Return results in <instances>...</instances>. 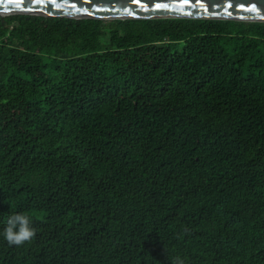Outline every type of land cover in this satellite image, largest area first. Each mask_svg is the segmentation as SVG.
<instances>
[{
	"label": "trees",
	"instance_id": "16d2710c",
	"mask_svg": "<svg viewBox=\"0 0 264 264\" xmlns=\"http://www.w3.org/2000/svg\"><path fill=\"white\" fill-rule=\"evenodd\" d=\"M14 213L0 264H264V22L0 17Z\"/></svg>",
	"mask_w": 264,
	"mask_h": 264
},
{
	"label": "water",
	"instance_id": "95a60500",
	"mask_svg": "<svg viewBox=\"0 0 264 264\" xmlns=\"http://www.w3.org/2000/svg\"><path fill=\"white\" fill-rule=\"evenodd\" d=\"M191 18L264 22V0H0V17Z\"/></svg>",
	"mask_w": 264,
	"mask_h": 264
},
{
	"label": "clouds",
	"instance_id": "9594fccd",
	"mask_svg": "<svg viewBox=\"0 0 264 264\" xmlns=\"http://www.w3.org/2000/svg\"><path fill=\"white\" fill-rule=\"evenodd\" d=\"M34 227V221L28 213H14L8 216L6 225L0 235L9 246H23L25 243H31L37 234ZM191 234V229L184 227L182 232L178 233V238ZM170 264H186L185 258L175 255L170 259Z\"/></svg>",
	"mask_w": 264,
	"mask_h": 264
}]
</instances>
